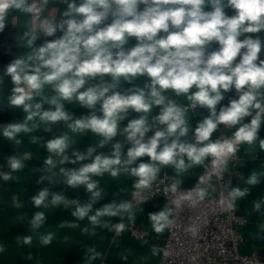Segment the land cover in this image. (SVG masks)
<instances>
[{
  "label": "clouds",
  "instance_id": "9594fccd",
  "mask_svg": "<svg viewBox=\"0 0 264 264\" xmlns=\"http://www.w3.org/2000/svg\"><path fill=\"white\" fill-rule=\"evenodd\" d=\"M54 2L66 6L62 12L57 7L59 19L44 15L50 0H0V32L12 13L26 18L16 37L17 47L25 51L0 72V85L4 87L5 77L13 85L4 106L22 110L24 116L22 121L0 125L2 136L19 147L23 144L18 139L21 133H51L63 124L61 134L47 140L43 137L48 155L37 183L56 185L59 175L68 188H84L90 194L81 201L46 186L30 197L36 209L47 208L51 198V206L70 208L77 221L87 219L93 227L102 222L108 227L111 218H119L111 228L121 233L126 228L125 216L135 221L133 204L113 198L96 208L107 194L97 177L107 173L117 178L125 173L135 178L133 187L142 191L151 189L162 167L173 168L177 176L197 166L205 168L193 188L181 192L183 180L174 179L163 192L166 196L179 193V204L174 199L172 206L166 203L161 210L148 213L152 230L159 235L175 226L185 204L196 207L208 196L202 185L206 177L211 181L206 163L209 158L213 165H223L213 173L219 181L240 145L251 146L259 140L264 151V139L259 136L264 124V39L259 35L264 33V0ZM228 9L233 10L232 15L227 14ZM41 35L52 39L37 45ZM233 91L236 98L222 105ZM179 97H184L187 105L181 104ZM73 104L88 109V114L76 117L66 108ZM155 109L158 112L154 114ZM198 109H206L208 115L193 128L191 117ZM131 113L138 115L129 119ZM125 120L127 124L121 127ZM221 126L235 130L231 136L213 140ZM88 133L98 137L97 142L83 151L74 148L78 144L75 135ZM109 145V152H98ZM30 158L28 152L7 157L9 170H0V180L18 181L13 173L24 170ZM67 164L79 166L69 168L64 166ZM262 179L264 173L253 171L245 184L255 187ZM228 185L231 183L226 189ZM250 191V187H231L220 193L219 204L226 211H235L236 201ZM147 200L145 196L140 202ZM13 205L25 207L18 197H13ZM262 207L264 200L253 201L254 212L262 213ZM25 217L24 213L20 219ZM105 217L108 220L102 221ZM28 222L42 245L52 243L53 233L40 232L46 224L44 212L36 211ZM186 231L193 237L198 235L196 226ZM32 242V235L17 237L19 245L30 246ZM4 250L0 246V252ZM159 251L153 248V255ZM100 256L91 249V260Z\"/></svg>",
  "mask_w": 264,
  "mask_h": 264
},
{
  "label": "crops",
  "instance_id": "0c3cea01",
  "mask_svg": "<svg viewBox=\"0 0 264 264\" xmlns=\"http://www.w3.org/2000/svg\"><path fill=\"white\" fill-rule=\"evenodd\" d=\"M79 2V0H77ZM57 7L62 12L65 9V5L60 3L55 4L54 0H50L44 15H54L56 19L59 16L56 13ZM228 15L233 14V10H226ZM19 13H12L9 18V23L13 24L16 29V37L18 31H23V24L25 21ZM60 33H57V36ZM255 37L256 34H247ZM264 39V33L259 34ZM45 39H52V37L45 38L41 35V38L36 42L40 45ZM133 43L134 38H133ZM24 49L16 47L14 51V58L21 54ZM261 59H264V48H262ZM1 72V71H0ZM5 85H0V106L7 105L8 95L11 94V88L13 87L10 78L5 77ZM143 78L137 83H141ZM128 85H125L127 87ZM236 98L235 92L228 93L226 99L222 101V105H227L228 99ZM181 104L187 105L188 101L184 97H179ZM6 107V106H5ZM47 107V106H45ZM219 107V106H218ZM66 108L74 113L76 117L88 114V109L79 107L75 104L66 105ZM9 110L10 119L5 125L11 122L22 121L24 113L22 110ZM158 112V109L154 110ZM138 114L131 113L129 119L135 118ZM192 113L189 111V116ZM206 109H198L191 117V125L194 128L196 123L204 116H207ZM249 118L245 119L248 122ZM127 124L125 120L121 127ZM64 125L55 126L51 133L43 131H35L30 134L21 133L18 139L23 141L19 147L14 145V142L7 141L2 136V130H0V170L8 171L6 158L12 155H20L22 153H31V158L25 161V168L20 172L13 173L14 177H19V180L13 179L5 182L0 180V246L4 247V251L0 252V264H158L160 259V251L158 254L153 255V248H157V245L150 240L134 238L129 229L126 227L121 233H116L111 228L112 224L119 223V218H111L109 226H104L103 222L98 227H93L90 222L85 219L83 221H77L72 216V209H66L63 205L53 207L50 204L47 208L41 207L36 209L30 197L37 194V192L43 187H49L50 191L64 192L66 197L78 198L81 201H86L90 194L86 193L84 188L71 189L64 183V178L57 175L55 177L56 185H48L47 182L38 184L37 179L43 175V161L48 155L44 148V141L51 139L54 135H59L64 130ZM232 130H225L221 126L220 131L213 134L212 139L215 140L221 135L231 136ZM148 135H151L149 133ZM260 138L264 139V124H262ZM78 144L74 145V148L79 150H85L90 144H95L99 139L92 133H88L86 136L75 135L74 137ZM119 139V138H117ZM191 139V136L189 137ZM127 147V146H126ZM111 146H107L104 149H98L105 153L110 151ZM126 150V149H125ZM147 161V157L142 158ZM240 168L243 173V177L238 179L233 184V187L239 186L241 188L250 187V194L240 200L236 201V210L239 214L246 218V223L242 226L241 231L243 234V241L240 244V250L244 253L258 252L261 256L264 255V207H262V213H256L253 211V201L264 200V179L258 186H250L245 184V180L248 178L251 172L264 173V151H261L259 146V140L253 145L247 144L240 145L239 150ZM207 162V161H206ZM65 167H78L79 165H64ZM203 167L197 166L194 169H190L179 176L171 167L161 168V172H165L168 176L176 179L183 180L181 186L190 187L195 183L197 176L201 173ZM160 172V173H161ZM100 182V187L107 192L105 197L95 207L99 208L103 204L109 203L113 198L117 201L130 200L131 193L134 189L133 184L134 177H131L125 173H122L119 177L113 178L109 174L105 173L102 177H97ZM114 194H116L114 196ZM13 197H18L19 201L25 206L23 208H16L13 205ZM164 203L159 200H150L139 205H133L132 211L135 213V223L142 226L146 231L156 234L151 227V223L148 219V213L157 212L164 207ZM36 211H42L46 215V224L40 232L42 234L53 233L54 239L48 246H44L40 243L38 236L31 229L29 219ZM26 214V217L21 220L20 217ZM108 220L107 217L102 218ZM129 221L127 216L124 217L123 223L126 224ZM71 223H78L79 227L72 228L68 225ZM63 225V227H61ZM87 228L88 232L85 233L83 229ZM164 231L159 236L165 235ZM94 233V234H93ZM33 236V242L30 246H22L17 244V237L19 236ZM158 235V234H157ZM95 248L96 252L101 256L95 260H91V249ZM31 259H27L28 256ZM127 256V259H123Z\"/></svg>",
  "mask_w": 264,
  "mask_h": 264
},
{
  "label": "built area",
  "instance_id": "2783aa9c",
  "mask_svg": "<svg viewBox=\"0 0 264 264\" xmlns=\"http://www.w3.org/2000/svg\"><path fill=\"white\" fill-rule=\"evenodd\" d=\"M206 163L209 165L211 181L206 177L202 187L207 189L208 196L196 207L190 208L185 204L175 218V226L166 229L164 236L150 233L130 220L125 224L126 227L134 238L150 240L157 245L160 250L158 264H264V255L261 256L256 251L244 253L240 250L243 241L241 228L246 223V218L237 212L236 205L235 211H226L219 204L220 193L230 190L235 181L243 177L239 152L235 159L228 162L227 172L222 180L218 181L213 173L223 165H213L211 158ZM205 172L206 169L202 168L195 183L190 187L180 186L179 191L186 192L193 188ZM173 180L174 178L161 172L151 189L139 191L134 188L129 201L133 205H139L141 198L147 196V201L159 199L172 206V201L176 199L179 204V193L174 195L169 192L168 196L163 193L170 188ZM229 182L231 185L226 189L225 185ZM190 226L198 228L196 237L186 231ZM166 251L170 255L165 256Z\"/></svg>",
  "mask_w": 264,
  "mask_h": 264
},
{
  "label": "trees",
  "instance_id": "16d2710c",
  "mask_svg": "<svg viewBox=\"0 0 264 264\" xmlns=\"http://www.w3.org/2000/svg\"><path fill=\"white\" fill-rule=\"evenodd\" d=\"M16 47V29L8 22L3 32H0V71L3 72L5 66L14 59ZM10 119L9 110L5 106H0V124L6 123Z\"/></svg>",
  "mask_w": 264,
  "mask_h": 264
}]
</instances>
